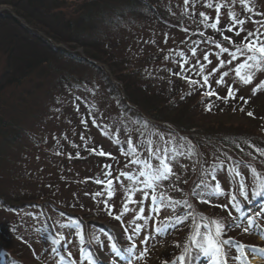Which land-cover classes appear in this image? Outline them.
Masks as SVG:
<instances>
[{
  "label": "rangeland",
  "instance_id": "1",
  "mask_svg": "<svg viewBox=\"0 0 264 264\" xmlns=\"http://www.w3.org/2000/svg\"><path fill=\"white\" fill-rule=\"evenodd\" d=\"M205 2L206 0H189V3L185 5L184 0H158V7L162 9V15L166 17V20L160 22L149 12H142L128 27L118 29L108 35L114 47L112 51L114 55L125 58L128 56L133 63L142 64L146 68L150 67L153 69L152 74L154 72L155 75L159 74L161 80L156 82V89L173 84L167 69L170 66H176L177 71L175 72H180L179 64L182 60L179 53H183V59L187 60L184 65L185 69H192V65L199 58L204 65V75L212 73L209 75L211 89L180 81L182 85L179 86L178 91L181 90L182 94H187L186 92L189 91L190 96H194L198 101L202 98L201 101L206 100L209 104L216 103L218 106L215 108H220V111L225 112L221 118L218 114L203 113L205 117L201 118L207 119L209 122L207 124L224 123V125L246 130V117L250 116L247 111H241V109L234 111L237 106L230 105L234 99L230 98L226 102L224 99H217L216 96L202 97L201 93L206 90L214 91L220 97H225L228 95L230 85L237 101L242 96L250 98L257 94L261 95L264 93V88H259L255 94H253V89L264 81V69L254 72L252 83H242L235 76L234 69L242 62L243 57L220 67V60L228 61L231 57L228 53H220L214 43L201 41L200 33L203 32L209 36L213 35L212 33L216 34V30L231 26L228 17L230 11L234 12L237 18L246 19L248 14L243 12L239 0H236L235 4L232 0H212V8L205 7ZM249 2L255 10L264 12V0H249ZM216 4H221L220 24L217 29H212L200 22L202 18L199 13L204 12L210 17L208 24L214 22L217 16ZM1 9L7 8L2 7ZM253 19L259 20L261 17H253ZM243 27L254 31L257 25L246 19ZM244 34L246 33H241V36ZM237 41L234 40L233 44L214 42L234 51L233 45L240 43V40L239 43ZM190 47L196 48L195 57L192 56ZM205 53L208 54L211 63L203 60ZM58 65L59 69L68 70L78 76L86 74L92 78L93 73L89 69L84 71L85 69L74 67L73 64L64 61ZM213 68L217 71L212 72ZM198 71L199 67L182 73V75L190 76L203 83L202 77L196 75ZM226 71L229 75L224 77L225 83L216 84V80L220 79L221 74ZM93 81L95 86L91 90L73 92L62 86L52 95L39 93L36 105L40 106L32 103L30 104L32 107L29 105L23 107L30 111L29 119L32 123L30 126H33L29 142L34 141L37 145L34 148H28L25 162L19 173H16V182L18 183L22 179V174L25 173L22 179V182L26 184L25 187L32 183L43 189L53 190L56 194L60 193L67 203L73 205L75 202L83 201V198L86 199V195H82L88 187L86 179L95 178L102 181L112 179L111 199L108 198V189L105 184L100 186L101 189L94 187L91 190L95 193L103 192L101 197L94 199L99 200L98 203L104 213L108 214L105 205L100 203L102 200H107L108 204L113 206L114 214L122 211L129 195L137 203H128L130 211L125 213L121 220L112 217L111 222H99V225L103 227L102 232L90 233L88 240L85 239L86 232L78 230L73 223L67 220L50 215L51 228L46 229L40 217L33 211H20V208L17 211L0 210V234L13 240L16 243L13 247L18 251L14 253L16 256L14 259L5 250L0 252V264H73V262L87 264L89 255L93 257V264H129L130 261L131 264H171L170 259H166L168 254L166 252L171 251L172 248L175 249V245H178L183 236L187 235L190 239L195 235L192 227L193 219L202 223L216 220L219 224L226 226L219 239L231 241L229 245L224 246L227 253V264H264V194H258L264 192V189L261 187V182L256 179L257 173L264 177V166L245 162L234 150L225 149L223 145L215 146L211 141L202 139V143L194 144L191 139L165 133L155 134L151 139L154 143H163L160 141L161 135L165 139L172 138L171 147L178 148L184 153L177 154L172 162L175 175L157 182L154 190L144 189L128 193L127 189L133 186V181L120 177L119 174L125 172L138 176V166L129 164L125 167L129 158L122 153L126 149L128 138H131L134 143L144 141L142 131L132 124L129 117L119 112L115 101L106 91L105 85L95 78L92 79ZM169 92L173 91L169 90ZM160 94L163 93L160 92ZM8 96L7 93L0 99L4 102ZM240 101L241 99L238 102ZM204 104L208 105V103ZM199 105L201 106V104H195L193 111L200 113L202 109ZM37 115L38 119L35 118ZM82 120L84 123H81ZM260 123L253 126L259 134L264 130V124ZM81 136L84 137L83 140ZM117 140L121 143L117 144ZM189 146L194 149L192 155L187 154ZM90 148H95L97 151L102 149L105 153H110L111 158L90 154L87 151ZM33 156H36L37 160L30 158ZM141 156L146 158L147 153L142 152ZM261 160L264 162V157L260 156ZM221 161H223L222 165ZM156 163L158 162L153 161V164ZM105 165H111V168L107 169ZM252 169H256V172ZM107 171L112 172L111 177L105 175ZM236 172L240 173L239 177L235 175ZM116 177L119 179L117 180ZM193 178L197 180L196 184L193 183L192 188L184 191L186 184ZM139 179L144 178L139 177ZM201 181L207 183L209 188L196 187ZM241 182L244 183L243 194L240 191ZM217 184L220 185L219 189H216L219 194H213L210 189L215 188ZM136 187L143 189V184L136 185ZM153 191L156 194V203L152 202ZM145 192L148 193L147 196ZM160 193L172 201L187 200L191 207L187 208L181 203L159 207L156 211ZM257 196L262 198L260 204L254 202V197ZM233 197H235L234 200ZM140 200H143V204L139 203ZM242 206H244V212L240 213L239 209ZM93 207L95 211H98L96 206ZM141 208L144 209L143 212L140 211ZM189 212L193 213V216H189ZM257 212L261 215L257 216ZM177 217H180L183 223L177 220ZM137 225L139 234L133 235L130 241L128 236L132 235V229ZM246 227L247 232H245ZM73 230L76 231L71 233ZM200 232H204V229L201 228ZM58 235L63 236L64 240L61 244L55 245L52 241L58 238ZM142 240L144 243H141ZM133 243L137 246L129 253L127 249ZM190 243L191 240L183 242L182 254L185 246H190ZM112 246L117 247L120 256L112 251ZM53 248L55 251H52ZM145 249L147 251L141 257ZM194 252H196L195 249L192 252L191 263H211L210 259L204 255L198 261L193 262ZM69 253H71L70 259ZM112 253L116 258H112ZM17 254L25 255V258H19Z\"/></svg>",
  "mask_w": 264,
  "mask_h": 264
},
{
  "label": "trees",
  "instance_id": "2",
  "mask_svg": "<svg viewBox=\"0 0 264 264\" xmlns=\"http://www.w3.org/2000/svg\"><path fill=\"white\" fill-rule=\"evenodd\" d=\"M2 7L7 9L2 10ZM142 12H149L160 22L166 20L158 7V0H0V97L9 94L4 102L0 99V210L17 211L20 208V211H33L46 229L51 228L50 215L67 220L78 230L86 232L87 240L90 233L102 232L99 222H111L112 216L103 212L99 200L94 199L95 192L91 191L94 187L102 188L95 178L86 179L88 187L82 192L86 199L73 205L53 190L32 183L25 187L22 182L25 173L16 182V173L25 162L28 148L37 145L34 141L29 142L33 126H30V111L23 107L32 103L36 105L39 93L52 95L62 86L73 92L91 90L95 86L94 78L105 85L119 112L140 128L144 141L164 133L191 139L194 144L202 143L204 139L215 146L223 145L225 149L234 150L245 162L264 166L260 155L248 147L252 144L264 148V130L259 134L253 128L259 122L264 124V93L250 98L242 96L247 104L244 100L238 102L240 98L230 104L237 106L235 112L243 108L247 113H253L246 117V130L224 123L210 125L207 119L201 118L205 113L218 114L221 118L225 112L215 108L218 106L216 103L209 104L206 100L201 101L202 98L200 102L188 95L189 91L187 94L178 91L182 85L180 81L186 80L173 74L177 71L176 66L167 69L173 84L156 89V82L161 78L155 72L152 74L153 69L133 63L128 56L114 55L108 35L128 27ZM227 28L216 30L213 35L204 34L200 40L228 43L223 39L227 36L239 43L241 37L235 36L237 29L229 32ZM61 61L84 71L89 69L93 73L92 78L59 69L57 64ZM166 76L169 77L168 74ZM197 103L202 109L199 114L193 111ZM206 106H211V110ZM33 108L36 110L35 106ZM35 118L38 119V115ZM30 158L37 160L36 156ZM196 182V179H190L184 191ZM259 197H254L256 204L262 202ZM243 207L239 209L240 213L244 212ZM188 240L187 235L180 238L179 247L175 245V249L167 251L166 259L173 261L181 255L183 242ZM13 244H16L13 240L0 234V252L5 250L12 259L18 253ZM117 253L120 256V252ZM17 256L25 258V255ZM202 257V254L194 252L192 261ZM112 258H116L113 253ZM186 264L193 263L186 260Z\"/></svg>",
  "mask_w": 264,
  "mask_h": 264
},
{
  "label": "snow or ice",
  "instance_id": "3",
  "mask_svg": "<svg viewBox=\"0 0 264 264\" xmlns=\"http://www.w3.org/2000/svg\"><path fill=\"white\" fill-rule=\"evenodd\" d=\"M236 0H232V3L235 4ZM185 5L189 3V0H184ZM240 5L242 6L243 12L248 14L246 19L250 20L252 24L257 25L256 29L254 31L252 30H246L243 26L246 23L245 18H237L236 14L234 12H229L228 17L231 21V26L227 28V31L232 32L234 28L237 30L235 31L236 37H241L240 43L233 45L234 51H230L228 47H223L219 43H215L214 41H211L215 44V47L219 49L220 53H228V55L231 57V60L225 61L220 60V67H223L225 63H232L233 60H237L240 57H243L242 62L236 65L234 72L235 76L244 84H250L253 80V74L254 72H259L262 69H264V12L257 11L254 9V7L250 4L249 0H239ZM205 7L212 8L213 3L212 0H206ZM220 9L221 4L215 5V11L217 13L216 20L210 24L207 22L209 21L210 17L206 15L204 12H200L199 15L202 18L201 23H204L207 27H210L212 29H217L218 24H220ZM185 11H187V8H185ZM253 17H261V19H253ZM239 26V27H238ZM241 33H246L243 36H241ZM201 36L204 35L203 32L200 33ZM221 35L223 36V33L221 32ZM223 39L228 42V44H233L232 39H230L227 36H223ZM193 43H196L193 41ZM190 51L193 57L196 56V48L190 47ZM182 62H180V72L173 73L175 76L180 77L183 80H186L189 85L198 86L200 88H210L211 85L209 84V75L212 73L210 72L209 75H204V65L201 63L200 59L197 58L194 65H192V69H185L184 65L187 63V60L183 59L184 54L179 53ZM165 59H168V57H165ZM217 59H219V56H217ZM203 60L208 61L209 56L207 53L203 55ZM197 67H199V71L196 72V75H199L202 77L203 83H200V81L192 79L190 76L182 75V73H185L190 70H194ZM246 70V71H245ZM217 69L213 68L212 72H216ZM231 71V70H230ZM229 75V72H223L220 76V79L216 80V84H223L225 83L224 77H227ZM259 88H264V81H261L260 84L256 86V88L253 89V94L256 93V91ZM204 96H216L217 99H224L226 102L228 99H235V94L233 88L229 85L228 86V95L225 97H220L217 95L214 91H204L201 93ZM188 95H191V92L188 93ZM181 99L184 97L181 96ZM79 99V97H77ZM241 100H244L243 97H240ZM244 103L247 104L248 101L244 100ZM207 110H211V106H206ZM79 109H77L78 111ZM241 111H243V108H241ZM249 116H252V112L247 113ZM81 123H84L82 120ZM95 123V121H94ZM145 127H147V124H145ZM84 137L81 136V140H83ZM160 141L163 143H154L151 139H148L146 141H141L139 143H134L131 138H128L126 140V149L123 151V155L128 157V163L125 164V167H128L129 164L138 166V176L136 175H130L125 172H120V177H125L126 179L133 181V186L129 189H127L128 193H134L136 191H143L144 189H150L154 190L157 186V182L162 180H167L169 177L175 175L173 172L172 162L175 159V156L177 154H184L180 151L178 148L171 147L173 140L172 138L165 139L164 136H160ZM117 144L121 143V141L117 140ZM248 147L253 149V151L260 156L264 157V148L260 147H254L252 144H248ZM87 151L90 154L93 155H99L101 157L103 156H109L111 158L110 153H105L102 149L97 151L95 148L87 149ZM146 152L147 157L142 158L141 153ZM194 152V149L192 146H189L187 149V154L192 155ZM59 154V153H57ZM249 155H252V153H249ZM71 158V157H69ZM77 158H79V154H77ZM252 159H255V156H252ZM153 161H157L158 163L153 164ZM221 165L223 164V161L220 162ZM105 168L110 169L111 165H105ZM253 172H256V169H252ZM211 175V173H209ZM107 177L112 176L111 171H107L105 173ZM235 175L237 177L240 176L239 172H236ZM139 177H143L144 179L141 180ZM118 180L119 177H116ZM256 179L261 182V187L264 189V177H261L259 173L256 174ZM96 183L98 184H105L106 188L108 189V198L111 199L113 195L112 190V179H107L106 181L97 180ZM143 184V189L137 188L136 185ZM196 187H205L209 188V185L205 183L204 181H201L200 184L196 185ZM220 185L217 184L215 188L210 189V191L213 192V194H219L216 192V189H219ZM244 189V183H240V191L243 194ZM258 194H264L258 193ZM103 195V192L97 191L94 194L95 197H101ZM148 193L145 192V196H147ZM235 197H233V200ZM137 203V201H133L131 198V195L128 196V201L125 202L123 205V209L119 214L113 213V206L109 205L107 200H102L100 203H103L105 205V208L107 209L108 215L112 216L116 220H121L122 216L129 212L130 209L128 208V203ZM152 202L156 203V194L153 191L152 194ZM208 202V201H204ZM140 204H143V200L139 201ZM187 208H190L191 205L188 204L187 200L181 201H172L170 198L165 197L163 193H160V200L159 205L156 211L159 210V207L163 206H170V205H176L181 204ZM141 212L144 211L143 208L140 209ZM189 216H193V213L189 212ZM257 216H260L261 213L257 212ZM139 218V216L137 217ZM147 219V217H145ZM203 218H201L202 220ZM177 220H179L181 223H183V220H181L180 217H177ZM249 224H251V221H249ZM61 227H64L61 225ZM192 227L195 231V235L190 238L191 243L190 246H185L184 253L176 257L173 261H171V264H186V260L190 262L192 257L193 249L196 250L199 254H202L206 257H208L211 261V264H227V253L225 252L226 245H229L231 243L230 240L224 239L220 240L219 237L223 234V231L225 229V225L219 224L216 220H211L210 223H202L197 222L195 219H193ZM203 228L204 232H200V229ZM248 231V228H245V232ZM139 234V226H135L132 229V235L128 236V239L131 241L133 239V235ZM147 239V238H145ZM64 240L63 236L58 235V238L53 239L52 243L55 245L61 244V242ZM141 243H144L142 240ZM136 244L133 243L130 248L127 249L129 253L133 251V249L136 248ZM179 247V245H177ZM52 251H55V248L52 249ZM112 251L117 252V249L115 246H112ZM147 250L145 249L144 252L141 253V257L144 256L145 252ZM71 258V253H69V259ZM63 259V258H62ZM75 264V262H73ZM87 264H93V257L89 255L87 257ZM131 264V261L129 262Z\"/></svg>",
  "mask_w": 264,
  "mask_h": 264
}]
</instances>
